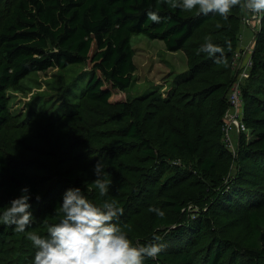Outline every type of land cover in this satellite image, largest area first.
I'll list each match as a JSON object with an SVG mask.
<instances>
[{
  "label": "trees",
  "instance_id": "obj_1",
  "mask_svg": "<svg viewBox=\"0 0 264 264\" xmlns=\"http://www.w3.org/2000/svg\"><path fill=\"white\" fill-rule=\"evenodd\" d=\"M153 8L165 19L160 22L150 20L146 12ZM242 10L243 7L237 5L231 13L239 18ZM220 17L218 13L192 14L189 10L173 9L163 0H0V132L16 117L10 108L11 96L27 90L30 80L25 83L26 77L51 67L66 69L71 64L83 63L89 67L90 79L79 97L108 106L118 105L119 113L129 116L131 121L121 130L118 141L121 145H133L148 158H153L155 164L148 171L161 169L162 176L172 168L169 166L182 167L184 162L187 163L188 167L180 168L184 170L177 174L175 182L170 179L165 182L168 183L165 207L172 215L171 222L177 220L172 230L173 238H181L188 232L196 238L191 236L176 248L175 243H171L174 250L158 255L156 264H198L201 240L207 235L211 240L202 264H239L240 256L247 260L243 264H264V12L255 36L249 82L242 88L246 130L239 135L237 153L233 154L225 145L222 130L227 94L233 81L226 72L228 68L222 66L235 52L238 30L234 27L230 32L224 30L219 36H211L222 46L226 41L230 44L225 48L223 62L216 63L207 54L204 59L194 62L189 75L176 82L169 91L171 95L178 87L193 88L192 91L180 89V94L174 97L176 104H170L171 111L180 106L179 111L184 113L181 119H177V114L164 120L165 127L173 126L172 130H159V136L154 137L144 127L146 114L153 110L150 103L157 101L152 96L128 101L115 99L113 93L116 89L128 90L135 81L133 34L163 40L167 50L175 52L185 49L208 21ZM202 33L204 37L205 32ZM214 95L219 101L212 112L215 116L210 118L205 103ZM79 103L80 100L75 106ZM40 106L32 107L29 117ZM64 108L69 107L64 105ZM74 108H70L71 111ZM65 109L61 107L51 112V116L55 112L59 117V112ZM156 143L163 147H156ZM174 155L176 157L168 158ZM232 164L236 170L233 175ZM65 175L66 187L79 185L94 200V176L88 182L72 168H68ZM23 185H28L33 194L31 205L35 218L24 232L13 231V226L0 225V256L6 254L10 248L8 241L13 239L16 244L19 241L15 247L24 258L23 263L28 261L30 264L28 253L23 254L20 248L32 245L25 233L32 228L41 234L50 223L42 218L44 214L51 215L56 221L53 210L59 206L63 191L47 193L44 197L42 181L31 175L30 167L12 164L0 150V196L8 201L19 194ZM243 185L255 195V201L249 208H235L233 196L245 191ZM195 189V194L189 192ZM37 193L39 200L35 199ZM128 205L120 204L123 209L120 216L125 215ZM2 207L6 205L0 199ZM151 217L156 227L165 220L164 216L154 212ZM219 220L233 223L245 250L232 239L217 235L215 222ZM8 256L5 255L1 264H20L18 256Z\"/></svg>",
  "mask_w": 264,
  "mask_h": 264
},
{
  "label": "rangeland",
  "instance_id": "obj_2",
  "mask_svg": "<svg viewBox=\"0 0 264 264\" xmlns=\"http://www.w3.org/2000/svg\"><path fill=\"white\" fill-rule=\"evenodd\" d=\"M189 11L192 14L199 13L198 7ZM263 12L264 10L256 13L243 8L239 18H235L230 12L227 19L220 17V19L208 21L185 49L175 52L168 51L163 40L150 39L143 34H133L131 44L133 60L137 68L134 73L135 81L128 90H113L115 99L131 101L145 95L152 96L157 101L150 103L153 110L146 114L144 127L154 137L159 136V130L163 132H166V128L172 130L173 126L165 127L164 120L176 117L177 114L179 115L177 119H181L184 113L179 111L180 106L173 108V111L169 106L176 104L174 97L180 94V89L185 91L190 88H175L171 95H169V91L172 90L176 82L182 81L189 75V68L194 62L207 57V53L198 52L199 45L203 43L202 32L214 37L223 34L224 30L230 32L234 27L238 30L237 44L234 50H242L247 46L253 48ZM244 18H251V23L245 24L246 19ZM233 24L235 25L233 26ZM222 67L228 68L226 72H229L230 79L233 78L232 82H234L239 72L233 63V57L229 58ZM88 68V65L83 63L71 64L66 69L51 67L46 71L26 77L25 83L30 80L26 87L27 90L11 96L10 108L16 117L5 130L0 132V150L12 164L30 167L31 175L42 181L44 197L47 193L55 194L66 188L65 173L68 168L74 169L89 182L94 176L93 164L99 158L104 164L106 173L110 175L112 184L109 186L108 193L100 196L93 183L94 201L101 202L108 199L116 200L119 205L129 204L125 215L120 216L117 222L121 224L131 240L143 242L149 239L153 233L162 237L165 247L155 257H146L144 261V264H156L158 255L174 250L171 249L173 246L170 247L171 243H175L174 248H176L189 240L191 236L196 238L191 232L181 238H173L172 230L177 224V220L171 222L172 215L165 207L166 198L164 196L168 191L166 189L168 183L165 182L168 179L175 182L178 178L177 174L184 170L180 168L188 167V165L186 162H184L186 166L182 167L168 165L172 168H168L161 176V169H158V172L148 171L155 164L153 158H148L145 153L138 151L133 145H121L118 139L122 133L121 130L131 121L129 116L119 113L118 105L108 106L86 97H79L90 79ZM244 72L246 74L244 84H246L249 82L251 68ZM79 78L81 79L79 80ZM72 88L74 89L71 91ZM192 90L193 88L190 89V91ZM79 100V105L75 106ZM218 101L219 97L214 95L205 103V111L209 113L210 118L216 114L212 112H214V105H217ZM40 104L39 110L32 111V115L29 117L31 108L38 107ZM64 105L69 108L65 109ZM61 107L65 111H60L59 117L55 112L54 116H51V112L59 110ZM73 107L75 108L71 111ZM188 110L191 112V108ZM35 112L38 114L35 115ZM192 118L194 119L195 116L192 115ZM161 123H163L162 127ZM211 123L213 122L211 121ZM240 133L237 128H234L230 134L231 149L234 153H237ZM162 140L161 138L160 141L162 142ZM156 147L161 149L163 146L156 143ZM172 157H176V155L168 158ZM232 166L233 175L236 170H234V164ZM247 188L246 185H243L242 189L245 191L233 196L234 204H237L235 208H249L255 201V195L250 194L246 190ZM189 192L195 194L196 189ZM0 199L7 206V200L2 196ZM200 203L203 204L204 200H200ZM155 204H158L165 212V220L164 222L160 221V227L154 225L151 217L153 212L150 210V206ZM44 207L45 205L42 206V208ZM42 218L50 223L56 222L51 215L44 214ZM169 218L170 224L168 223ZM215 224L219 237L232 239L235 243L240 244L241 250H245L241 235L236 231L232 222L219 220ZM44 228L41 234L46 233L44 230L47 229V226ZM27 232H32V228H28ZM210 240V235L201 240L202 251L197 259L199 260L198 264H202L204 261L203 256ZM29 243L32 244L30 240ZM18 244L19 241L16 244L13 239L9 240L10 248L5 255L9 254L8 258L18 256L20 264H29L28 261L23 263L24 258L19 255V252H16L15 246ZM27 246L28 248H20L23 254L27 252L31 258L34 248L33 245L28 244ZM5 255L0 256V264L5 260ZM245 261L247 260L243 256L238 258L239 264H243Z\"/></svg>",
  "mask_w": 264,
  "mask_h": 264
},
{
  "label": "clouds",
  "instance_id": "obj_3",
  "mask_svg": "<svg viewBox=\"0 0 264 264\" xmlns=\"http://www.w3.org/2000/svg\"><path fill=\"white\" fill-rule=\"evenodd\" d=\"M163 3L180 10L198 7L199 13H218L225 19L237 5L256 13L264 10V0H163ZM146 15L154 22L165 19L155 8L147 10ZM226 47H230L229 42L222 46L213 41L211 34H205L198 52L207 53L214 62L221 63ZM92 172L95 187L99 195L104 196L112 180L99 158ZM32 195L28 185L21 186L19 194L8 200L6 207L0 208V224L24 232L35 218ZM35 199H40L39 193ZM58 205L53 210L56 222L48 223L45 234L25 233L34 248L31 264H144L146 257H155L165 247L162 237L155 233L143 242L131 240L117 222L123 211L118 202L108 199L96 202L79 185L66 187ZM150 210L158 216L165 215L158 204L150 206Z\"/></svg>",
  "mask_w": 264,
  "mask_h": 264
},
{
  "label": "built area",
  "instance_id": "obj_4",
  "mask_svg": "<svg viewBox=\"0 0 264 264\" xmlns=\"http://www.w3.org/2000/svg\"><path fill=\"white\" fill-rule=\"evenodd\" d=\"M245 24L251 23V18H244ZM260 23V22H259ZM253 48L247 46L242 50H237L233 55V63L239 72L237 78L231 83L228 94V106L223 117V141L229 150L235 154L231 149L230 134L234 128H237L239 132L246 130V125L243 122L244 110H243V92L244 76L246 75L244 70L249 69L253 65L252 60Z\"/></svg>",
  "mask_w": 264,
  "mask_h": 264
},
{
  "label": "water",
  "instance_id": "obj_5",
  "mask_svg": "<svg viewBox=\"0 0 264 264\" xmlns=\"http://www.w3.org/2000/svg\"><path fill=\"white\" fill-rule=\"evenodd\" d=\"M256 36V35H255Z\"/></svg>",
  "mask_w": 264,
  "mask_h": 264
}]
</instances>
